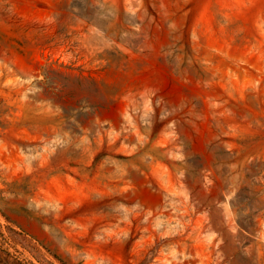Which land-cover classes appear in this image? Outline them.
Wrapping results in <instances>:
<instances>
[{"label": "rangeland", "instance_id": "rangeland-1", "mask_svg": "<svg viewBox=\"0 0 264 264\" xmlns=\"http://www.w3.org/2000/svg\"><path fill=\"white\" fill-rule=\"evenodd\" d=\"M0 264H264V0H0Z\"/></svg>", "mask_w": 264, "mask_h": 264}]
</instances>
